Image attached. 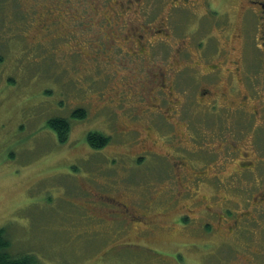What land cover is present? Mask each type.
I'll return each mask as SVG.
<instances>
[{
  "label": "rangeland",
  "instance_id": "obj_1",
  "mask_svg": "<svg viewBox=\"0 0 264 264\" xmlns=\"http://www.w3.org/2000/svg\"><path fill=\"white\" fill-rule=\"evenodd\" d=\"M113 1L0 0V229L11 254L38 264H264V125L233 116L231 131L207 107L199 131L197 108L188 118L172 101L180 92L160 94L149 74L175 75L182 58L98 54ZM239 2H228L232 16ZM242 47L225 45L224 68ZM200 59L189 63L206 72ZM254 63L264 82V62ZM260 94L253 105L264 110ZM53 119L70 124L64 143ZM89 134L109 143L96 150ZM232 143L259 160L257 172L234 173ZM208 206L235 212L217 233L204 232V221L217 225ZM241 211L248 218L231 233ZM182 215L195 221L183 225Z\"/></svg>",
  "mask_w": 264,
  "mask_h": 264
},
{
  "label": "flooded vegetation",
  "instance_id": "obj_2",
  "mask_svg": "<svg viewBox=\"0 0 264 264\" xmlns=\"http://www.w3.org/2000/svg\"><path fill=\"white\" fill-rule=\"evenodd\" d=\"M229 1L231 0H114L108 5L112 11L105 15L107 25L103 24V31L99 36L101 39L96 41H101L102 44L97 50L98 54L106 56L109 53L111 58H144L149 61H158L165 56L173 57V60L182 58L183 67L172 66L175 75L167 73V69L158 75L154 68L149 74L153 81L156 76L159 77L161 83L155 91L160 94L166 95L165 89L168 90V95L180 92L182 98L172 95V101L178 100V105H182L187 116L189 107L197 108L200 115L199 131L210 122L204 117L207 107L214 116L213 121H218L219 124L226 120V128L231 131H237L231 123L233 116L238 123L246 119L256 120L258 124L264 125L263 105H253L264 88L263 79L258 76L254 63L255 59L264 62V0H240L236 16H232L228 9L231 8L227 5ZM159 8H162V15L158 13ZM233 43L243 44L241 54L236 60L230 61L233 68H224L223 60L219 58L222 57L225 45ZM210 46H220L219 53L216 52L217 48L210 51ZM193 48L203 54L191 53ZM246 49H250L247 55L244 54ZM160 52L167 55H161ZM199 56L207 64L206 72L195 71L197 66L189 63L191 58ZM166 101L171 102V99L166 96ZM150 112H155V123H162L157 117L158 114H163L161 110ZM167 134L171 135L170 132ZM252 145L253 151L257 153L263 149L257 143ZM231 148L233 153H239L234 173L244 175L257 172L259 160L256 157H252L247 150L241 152L236 143H232ZM143 158L145 155L135 159L137 162ZM186 162L190 164L189 161ZM201 176L196 175L194 181L204 182ZM215 178L214 176L211 183H216ZM247 187L250 188L251 185ZM186 193L189 196L194 194L189 187ZM214 196V199L218 197L216 194ZM217 209L207 207L209 215L217 220V225L213 227L211 221H204L206 234L210 231L217 233L222 219L235 214L231 208L220 211ZM239 214L241 217L234 222V228L230 227L231 233L237 231L242 219L248 218L243 211ZM181 219L183 225H190L195 221L190 215H182Z\"/></svg>",
  "mask_w": 264,
  "mask_h": 264
},
{
  "label": "trees",
  "instance_id": "obj_3",
  "mask_svg": "<svg viewBox=\"0 0 264 264\" xmlns=\"http://www.w3.org/2000/svg\"><path fill=\"white\" fill-rule=\"evenodd\" d=\"M78 118L85 117L83 111H77L74 114ZM49 126L55 130L58 134L59 139L64 143L67 134L69 133L70 124L63 119H53L49 121ZM110 138L98 136L96 134H89L88 141L94 149L98 150L105 147L109 143ZM10 244L7 237L4 234V230L0 229V264H38L31 256H13L9 250Z\"/></svg>",
  "mask_w": 264,
  "mask_h": 264
}]
</instances>
